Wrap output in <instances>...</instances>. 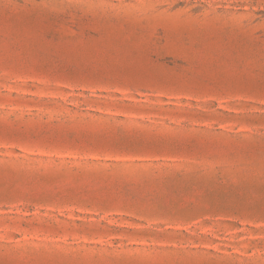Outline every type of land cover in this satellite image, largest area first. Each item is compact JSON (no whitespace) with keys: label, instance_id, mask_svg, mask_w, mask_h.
I'll return each mask as SVG.
<instances>
[{"label":"rangeland","instance_id":"rangeland-1","mask_svg":"<svg viewBox=\"0 0 264 264\" xmlns=\"http://www.w3.org/2000/svg\"><path fill=\"white\" fill-rule=\"evenodd\" d=\"M0 264H264V0H0Z\"/></svg>","mask_w":264,"mask_h":264}]
</instances>
